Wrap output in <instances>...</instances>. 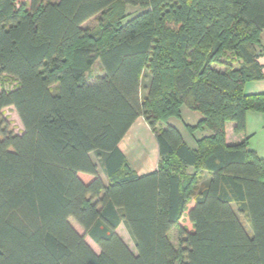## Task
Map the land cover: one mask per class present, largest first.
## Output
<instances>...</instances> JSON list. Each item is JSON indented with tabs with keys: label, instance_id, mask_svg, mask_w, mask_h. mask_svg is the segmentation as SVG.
<instances>
[{
	"label": "trees",
	"instance_id": "16d2710c",
	"mask_svg": "<svg viewBox=\"0 0 264 264\" xmlns=\"http://www.w3.org/2000/svg\"><path fill=\"white\" fill-rule=\"evenodd\" d=\"M127 4L144 11L125 19ZM263 30L264 0H0V264H264V157L226 140L228 122L238 134L264 114V92L246 91L264 79ZM183 106L202 116L185 123L196 148L168 122ZM139 117L159 149L146 174L120 148Z\"/></svg>",
	"mask_w": 264,
	"mask_h": 264
},
{
	"label": "rangeland",
	"instance_id": "374dc122",
	"mask_svg": "<svg viewBox=\"0 0 264 264\" xmlns=\"http://www.w3.org/2000/svg\"><path fill=\"white\" fill-rule=\"evenodd\" d=\"M30 0H18V4L21 5L25 3L27 6H29ZM117 13L123 14L126 18L129 19L132 16H135L141 12L144 11V8L141 6H133L130 4L124 5V6H118ZM101 19H103V16L101 13L93 16L89 20H87L84 24L83 27L88 29L89 31L91 30H97L99 28V24L101 22ZM106 21V19L104 20ZM103 74V68L98 60L95 65L91 68V70L88 72L87 77L90 80H93L95 77L98 75ZM1 82L3 86L6 88H15L17 86V80L14 79L11 76L7 75H2L1 76ZM187 107V106H184ZM188 108V107H187ZM189 109V108H188ZM198 115H201L200 113L196 112ZM3 117L6 119V123L8 126V129L16 134H22L24 131L23 124L18 116L17 111L15 110L14 107H8L4 109L3 112ZM176 117H171L168 122L173 123L176 121ZM230 123V122H228ZM167 124L165 122H160L158 123V128L159 127H165ZM231 135H235L231 133ZM263 133L260 134V136H257V140L262 142V137ZM155 140V134L153 133L152 129L146 122V120L143 117H139V119L135 122L133 128L130 129V131L127 133V135L124 137L122 141V147L124 148L126 157L128 159V162L131 167H133L135 170H142L143 167L145 166L146 162L151 159H157V155L152 153V145L154 144ZM156 153V151H155ZM153 154V155H152ZM93 159L96 161V163L99 165V170L101 176L106 180L105 173L103 171V168L101 167V164L99 160L96 158V156L93 154ZM151 159V160H152ZM203 180H205V177L202 176V179L199 183V188L203 186ZM202 182V183H201ZM198 188V189H199ZM193 206V204L188 205V209L184 212L181 220H180V225L187 228L188 230H191L193 228V224L191 223L188 213L190 208ZM241 219L243 220V224L246 227L247 231L251 233V227L249 223L246 221L245 217L243 215H240ZM70 222L72 225L81 233L84 234V230L79 226V224L76 222L74 218H70ZM118 233L119 235L123 238V240L128 244V246L131 248L132 251L136 252L135 245L133 240L131 239L129 233L127 232L125 226L122 224L118 228ZM170 238L173 244L178 247L179 246V229L178 227H174L170 231ZM86 240L88 243L95 249V251H99V248L97 245L89 238L86 237ZM180 264V263H177Z\"/></svg>",
	"mask_w": 264,
	"mask_h": 264
},
{
	"label": "crops",
	"instance_id": "0c3cea01",
	"mask_svg": "<svg viewBox=\"0 0 264 264\" xmlns=\"http://www.w3.org/2000/svg\"><path fill=\"white\" fill-rule=\"evenodd\" d=\"M261 43H262V46L264 47V30L262 31V34H261ZM260 61L264 63V48L262 49V56L260 58ZM246 91L248 93L264 92V79L255 80V81L248 83V85L246 86ZM182 117H183V120L177 118L176 121H174L171 124L176 126L182 132L184 140L191 148H196L195 139L186 129L185 123L194 125L201 119L202 116L198 115L195 111H192L188 109L187 107L183 106L182 107ZM133 126L131 128H133ZM233 128H234L233 122L226 124V140L229 144L238 143V142L243 141L245 138H248L249 146L252 149H254L261 157H264V114L263 113L248 111L247 119H246V130L242 133L237 134L234 132ZM208 133L209 132L207 130H204V131H198L195 135L199 137V136H202L203 134H208ZM231 133L235 135L232 136ZM262 133H263L262 135L263 139H262V142L259 143V141H256L257 136H260V134ZM122 141L120 142V148L125 153L124 148L122 147ZM152 147H153L152 153L157 155V159L155 160V159H152L151 157L152 160L151 159L148 160L145 166L143 167V169L140 171L138 170L139 174H146V173H149L157 169L158 161H159V149H158V144L156 141H154V144L152 145ZM193 171H194L193 168H188L189 173H193ZM203 177H205V180H206L209 177V175L207 173H204ZM205 180H203V182ZM190 204H194V200H192Z\"/></svg>",
	"mask_w": 264,
	"mask_h": 264
}]
</instances>
